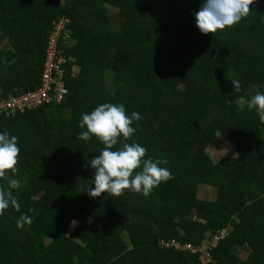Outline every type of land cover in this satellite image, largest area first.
<instances>
[{
    "label": "trees",
    "instance_id": "1",
    "mask_svg": "<svg viewBox=\"0 0 264 264\" xmlns=\"http://www.w3.org/2000/svg\"><path fill=\"white\" fill-rule=\"evenodd\" d=\"M202 3L0 0V102L41 87L54 24L67 21L62 34L71 41L60 46L70 63L64 102L0 115V133L17 136L20 148L18 172L0 187L21 184L13 190L20 211L10 206L0 216V264H264V124L237 104L264 93V0L212 35L196 27ZM103 103L123 104L129 117L138 112L128 143L145 147L144 159L167 161L160 167L172 178L148 197L86 191L94 188L90 162L104 146L78 139V125ZM218 134L237 145L236 157H211ZM201 186L216 199L199 198ZM21 215L32 223L18 228ZM223 229L229 236L208 262L162 248L208 245Z\"/></svg>",
    "mask_w": 264,
    "mask_h": 264
},
{
    "label": "clouds",
    "instance_id": "2",
    "mask_svg": "<svg viewBox=\"0 0 264 264\" xmlns=\"http://www.w3.org/2000/svg\"><path fill=\"white\" fill-rule=\"evenodd\" d=\"M254 3L256 0H203L199 11L194 14L196 27L202 35L217 34L218 30L231 28L247 17L250 5ZM231 83L233 91L239 92V80H231ZM237 104L241 110L245 104L248 111L255 110L259 122L264 124V93L257 92L247 100L241 97ZM140 119L138 112L133 111L129 117L123 104L113 103H103L90 114H82L78 125L82 131L78 139L87 142L95 137L104 146L102 152L90 162L94 170V188L86 191L91 198H98L105 193L110 197H119L125 190L148 197L153 189L172 178L168 168L160 167L161 164H167L166 160L144 159L147 149L138 143H128L136 132L132 125ZM117 145L119 149L113 150ZM19 153L18 137L10 136L8 132L0 133V178L9 172L13 175L18 172ZM20 187L17 179L10 180L7 189L0 187V216L10 206L20 211V204L13 196V190ZM34 211L29 209V212ZM31 223L30 216L21 215L17 227L23 228Z\"/></svg>",
    "mask_w": 264,
    "mask_h": 264
},
{
    "label": "built area",
    "instance_id": "3",
    "mask_svg": "<svg viewBox=\"0 0 264 264\" xmlns=\"http://www.w3.org/2000/svg\"><path fill=\"white\" fill-rule=\"evenodd\" d=\"M67 22V21H66ZM66 22H58L55 25L51 35L48 38L44 70L41 78V87L18 96H10L0 102V115H9L15 113H24L30 109L46 106L51 102L61 103L66 99L69 91L66 87V74L69 59L60 49L61 45H69V39L62 34ZM74 65H71V70ZM72 73V72H71ZM229 232L227 229L215 233L208 245H200L194 248L191 245L180 246L176 241L163 242L162 248L169 250L189 251L192 254H201L204 262L210 261V251L216 248L220 242L227 239Z\"/></svg>",
    "mask_w": 264,
    "mask_h": 264
},
{
    "label": "rangeland",
    "instance_id": "4",
    "mask_svg": "<svg viewBox=\"0 0 264 264\" xmlns=\"http://www.w3.org/2000/svg\"><path fill=\"white\" fill-rule=\"evenodd\" d=\"M106 7L108 8V15L114 19H117L118 9L110 5H106ZM80 71H81L80 66L74 65V67L71 70L73 77H77ZM220 137L221 136L218 134L217 140L213 142L208 149L211 157L214 160H217V159H223L228 156L232 157L236 155L237 145L233 142L229 143L230 145H227L226 142H224L223 140L222 141L219 140ZM199 198L214 201L216 199V191L210 186H201L199 189ZM124 237L126 238V240H128L126 234H124ZM240 256L242 259H245L247 257V255L242 251L240 252Z\"/></svg>",
    "mask_w": 264,
    "mask_h": 264
},
{
    "label": "crops",
    "instance_id": "5",
    "mask_svg": "<svg viewBox=\"0 0 264 264\" xmlns=\"http://www.w3.org/2000/svg\"><path fill=\"white\" fill-rule=\"evenodd\" d=\"M71 44V41H69V45ZM68 45V46H69ZM73 65H76V64H73ZM227 145H230L229 143H226ZM237 156V151H236V155L232 156V157H236Z\"/></svg>",
    "mask_w": 264,
    "mask_h": 264
}]
</instances>
